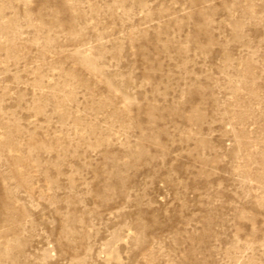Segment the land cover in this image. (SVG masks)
I'll return each instance as SVG.
<instances>
[{
  "label": "rangeland",
  "instance_id": "1",
  "mask_svg": "<svg viewBox=\"0 0 264 264\" xmlns=\"http://www.w3.org/2000/svg\"><path fill=\"white\" fill-rule=\"evenodd\" d=\"M0 264H264V0H0Z\"/></svg>",
  "mask_w": 264,
  "mask_h": 264
}]
</instances>
